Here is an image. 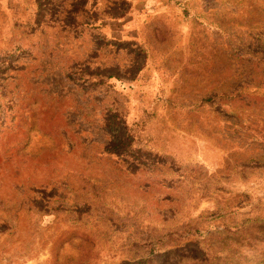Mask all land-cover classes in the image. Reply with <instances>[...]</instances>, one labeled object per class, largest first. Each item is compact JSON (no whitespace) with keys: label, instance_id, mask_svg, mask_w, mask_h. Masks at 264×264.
<instances>
[{"label":"rangeland","instance_id":"374dc122","mask_svg":"<svg viewBox=\"0 0 264 264\" xmlns=\"http://www.w3.org/2000/svg\"><path fill=\"white\" fill-rule=\"evenodd\" d=\"M0 264H264V0H0Z\"/></svg>","mask_w":264,"mask_h":264},{"label":"trees","instance_id":"16d2710c","mask_svg":"<svg viewBox=\"0 0 264 264\" xmlns=\"http://www.w3.org/2000/svg\"><path fill=\"white\" fill-rule=\"evenodd\" d=\"M104 127L109 132L111 138L116 141V146L119 149L118 155L126 159L129 164L139 165L138 159L132 158L134 155H132L131 143L134 140V136L130 134L129 130L126 128L123 119L116 113H111L110 116L105 119ZM119 130L122 132L120 135L118 134Z\"/></svg>","mask_w":264,"mask_h":264}]
</instances>
